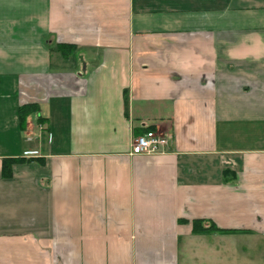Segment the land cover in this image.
<instances>
[{
	"label": "crops",
	"instance_id": "1",
	"mask_svg": "<svg viewBox=\"0 0 264 264\" xmlns=\"http://www.w3.org/2000/svg\"><path fill=\"white\" fill-rule=\"evenodd\" d=\"M0 264H264V0H0Z\"/></svg>",
	"mask_w": 264,
	"mask_h": 264
},
{
	"label": "trees",
	"instance_id": "2",
	"mask_svg": "<svg viewBox=\"0 0 264 264\" xmlns=\"http://www.w3.org/2000/svg\"><path fill=\"white\" fill-rule=\"evenodd\" d=\"M36 107L34 105H23L18 108V117L19 122L22 125L24 124V119L30 112L34 111ZM28 161V159L24 158H12L7 157L3 158L1 161V174L4 178L11 177V166L16 162H24ZM222 179L224 183H233L235 181V175L229 169H224L222 171ZM180 221V220H179ZM186 222V221H184ZM192 231L194 233H208V232H216L220 234L229 233L231 231L222 230L215 226L211 221L206 219H194L191 221Z\"/></svg>",
	"mask_w": 264,
	"mask_h": 264
},
{
	"label": "built area",
	"instance_id": "3",
	"mask_svg": "<svg viewBox=\"0 0 264 264\" xmlns=\"http://www.w3.org/2000/svg\"><path fill=\"white\" fill-rule=\"evenodd\" d=\"M167 143V137L153 131H145L134 138L131 149L133 154H150L160 152Z\"/></svg>",
	"mask_w": 264,
	"mask_h": 264
},
{
	"label": "rangeland",
	"instance_id": "4",
	"mask_svg": "<svg viewBox=\"0 0 264 264\" xmlns=\"http://www.w3.org/2000/svg\"><path fill=\"white\" fill-rule=\"evenodd\" d=\"M215 244L216 245H220V244H222V242L221 241H216Z\"/></svg>",
	"mask_w": 264,
	"mask_h": 264
}]
</instances>
